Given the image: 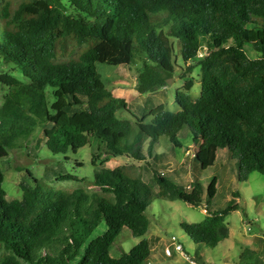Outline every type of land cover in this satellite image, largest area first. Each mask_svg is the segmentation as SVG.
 Listing matches in <instances>:
<instances>
[{
	"label": "trees",
	"instance_id": "trees-1",
	"mask_svg": "<svg viewBox=\"0 0 264 264\" xmlns=\"http://www.w3.org/2000/svg\"><path fill=\"white\" fill-rule=\"evenodd\" d=\"M171 37L181 44L187 72L200 69V96L177 90L180 110L160 104L149 111V123L117 118L128 102L107 86L97 65L140 63V93L166 88L176 73ZM0 56L26 79L0 74L6 87L0 159L40 127L54 154L93 137L114 156L157 160L160 138L181 147L187 128L193 145L200 144L193 158L202 170L226 150L240 180L264 174V0H0ZM192 86L188 81L184 88ZM151 167L149 181L121 167L99 169L91 183L96 191L56 189L29 172L34 185L20 183L22 198L11 201L0 169V264H144L151 255L146 238L120 257L110 254L123 228L142 237L155 199L197 205L205 191L200 181L184 187ZM58 180L84 182L70 174ZM216 192L214 177L207 204ZM238 206L233 198L222 211L182 227L195 243L215 248L229 237L224 217ZM102 221L105 232L88 241ZM247 258L253 256L239 262L255 264Z\"/></svg>",
	"mask_w": 264,
	"mask_h": 264
},
{
	"label": "rangeland",
	"instance_id": "rangeland-1",
	"mask_svg": "<svg viewBox=\"0 0 264 264\" xmlns=\"http://www.w3.org/2000/svg\"><path fill=\"white\" fill-rule=\"evenodd\" d=\"M13 1L17 3L22 0ZM165 30H168V27ZM170 39L175 49L176 73L171 85L158 91L144 93L138 91L137 76L140 63L97 65V70L107 86L116 96L124 97L128 102V110L118 111L117 118L133 122L134 116H137L144 118L145 123H149L152 119V116L148 115L149 111L160 104L171 112L180 110L175 101L177 90L187 92L194 99L200 96L199 67L188 73L187 65L181 60L179 40L174 37ZM248 52L253 55L251 48H248ZM0 74H10L26 80L19 68L13 63L6 62L2 56ZM188 81H192L193 86L186 90L184 86ZM5 93L6 87L0 83V105ZM179 139L182 145L175 147L168 138L161 137L155 150V154L160 155L157 160L138 161L126 155L114 156L93 137L91 144L81 148L73 147L66 154H54L48 149L41 128L36 127L28 139H21L17 147L9 150L8 156L0 159V169L5 175L3 188L6 191V199L11 201L22 198L23 190L20 183L34 185L29 172L56 189L73 191L84 187L88 191H96L97 188L91 183L99 169L121 167L127 173L149 181L153 177L151 166L157 167L168 178L184 187L194 181H200L205 188L200 203L195 205L181 200L155 199L147 210L148 232L142 237H135L127 227H124L110 247L112 256L120 257L123 252H129L134 245L146 238L151 245V255L144 264H191L175 250L172 256L165 254L166 248L171 246L170 236L177 235L185 252L197 261L196 264H244L239 262L242 256H253L252 260L247 258L245 263L264 264V174L255 171L249 175H242L243 180H240L236 160H232L226 150H219L215 164L202 170L193 158L194 149H198L200 144L193 145L192 135L187 128L181 131ZM66 174L84 179V182L58 180L60 175ZM214 177L217 178V192L207 204V186ZM154 188L158 190L159 187L156 184ZM233 192H238L239 196L234 197ZM233 198L239 205L238 209L224 217V222L230 230L229 237L215 248L195 243L183 229L182 223L201 222L208 216L207 211L220 212ZM106 228L105 222L102 221L88 241L103 234ZM250 250L256 252L252 253ZM78 260L72 264H77Z\"/></svg>",
	"mask_w": 264,
	"mask_h": 264
},
{
	"label": "built area",
	"instance_id": "built-area-1",
	"mask_svg": "<svg viewBox=\"0 0 264 264\" xmlns=\"http://www.w3.org/2000/svg\"><path fill=\"white\" fill-rule=\"evenodd\" d=\"M170 241L171 246L169 248H166L165 250V254L167 256H172V254L175 253V250L179 252L181 256H183L187 261L191 262V264H196L197 261L191 255L185 252L184 246L182 245V243L179 242V238L177 237V235H171Z\"/></svg>",
	"mask_w": 264,
	"mask_h": 264
},
{
	"label": "crops",
	"instance_id": "crops-1",
	"mask_svg": "<svg viewBox=\"0 0 264 264\" xmlns=\"http://www.w3.org/2000/svg\"><path fill=\"white\" fill-rule=\"evenodd\" d=\"M157 239V238H156Z\"/></svg>",
	"mask_w": 264,
	"mask_h": 264
}]
</instances>
